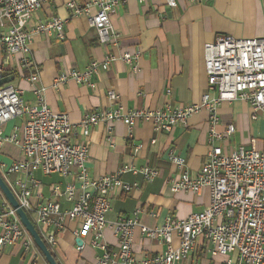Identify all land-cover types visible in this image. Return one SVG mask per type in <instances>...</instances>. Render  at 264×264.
Instances as JSON below:
<instances>
[{
	"label": "built area",
	"instance_id": "built-area-1",
	"mask_svg": "<svg viewBox=\"0 0 264 264\" xmlns=\"http://www.w3.org/2000/svg\"><path fill=\"white\" fill-rule=\"evenodd\" d=\"M54 1L57 0H0V43L6 59L18 56V63L26 68L30 65L28 57L33 37L55 35L64 39V20L60 17L42 22L31 30L27 28L33 14ZM203 1L188 0L191 4ZM166 4L177 7L176 0H166ZM117 5L118 2L113 0H93L86 4L78 0L66 2L72 17L87 20L100 44L118 42V34L112 25ZM93 8L95 13H92ZM204 57L209 84L200 103L179 106L174 110L171 107L134 109L128 113H124L122 107L107 112L97 110L83 115L77 125L65 113L54 112L48 106L45 98L47 87L36 86L40 81L37 74L28 78L34 87L35 101H25L23 90L11 84L0 87V145L2 141H8L19 149L21 155L12 164L1 163L3 178L20 207L28 217H32L40 238L49 249L57 245L58 236L67 222H77L81 227L75 235L83 241L80 249L89 239V245L102 252L96 264H187L200 239L213 257H228L226 264H264V149H256L252 141L249 147L226 153L218 143L233 135L235 127L229 125L223 134L216 130L220 124L218 107L238 99L250 105L252 119L260 116L264 120V37H221L205 45ZM139 58V53L107 54L103 61L91 62L85 71L60 75L52 88L59 89L68 81L94 85L91 77L107 71L115 61L134 65ZM3 78L4 68L0 66V80ZM109 97L111 101L118 99L113 91L109 92ZM201 109L210 114L207 162L192 176L185 158L170 152L168 159L176 165L181 177L173 184L174 191L202 194L209 190L210 204L184 220L170 218L159 228L141 225L137 214L109 223L107 215L112 210L114 197L132 190V185L123 181V175L127 172L141 174L151 181L157 170L150 166L143 169L122 167L113 175L94 179L88 169L86 142L74 140L77 137L88 138L94 127L100 124L107 126L110 135L115 122H122L130 134L139 122L151 123L155 133H171L176 128L187 127L189 119ZM16 119H21L20 125L13 127L10 137H5L3 127ZM38 172L46 176L56 173L69 182L64 187L55 186L53 196L46 203L34 205L31 197L35 193L41 196L43 188L35 178ZM64 203H70L71 207L65 208ZM108 227L118 237L116 252L104 239ZM136 228L148 239L166 245L167 250L153 259L136 262L132 250ZM174 234L180 239L177 249L172 248ZM15 245L26 250L35 247L16 209L7 199H0V252ZM233 253L238 255L236 261L230 258Z\"/></svg>",
	"mask_w": 264,
	"mask_h": 264
},
{
	"label": "crops",
	"instance_id": "crops-1",
	"mask_svg": "<svg viewBox=\"0 0 264 264\" xmlns=\"http://www.w3.org/2000/svg\"><path fill=\"white\" fill-rule=\"evenodd\" d=\"M91 1L78 0L81 4ZM113 1L118 2L112 15V25L119 37L115 44H100L85 18L72 17L66 8L67 0L45 4L33 14L28 30L60 17L64 20V39L55 35L33 37L28 57L30 65L26 68L20 66L18 56L6 59L0 43L3 79L12 78L9 84L23 90L22 98L35 101L34 87L28 78L37 74L40 81L36 86L47 87L45 98L48 106L54 112L68 115L76 125L83 115L97 110L107 112L119 107L124 113L134 109L156 110L164 107L174 110L179 106L200 103L208 91L204 57L206 44L214 43L221 37H264V0H204L195 4L188 0H176V8L169 7L166 0ZM92 13H95L94 8ZM124 53H139L140 58L134 65L115 61L107 71L91 77L94 85L68 81L59 89L52 88L54 80L60 75L85 71L91 62L103 61L107 54ZM110 91L118 95L117 100L111 101ZM217 113L220 124L216 130L219 133H225L229 125L235 127L233 135L218 143L224 152L249 147L252 141L256 149H264V120L260 116L252 119L253 110L247 102L239 99L224 102ZM209 121V112L201 109L189 119L187 127L176 128L171 133H155L151 123L139 122L130 134L122 122H115L110 135L107 126L100 124L94 127L88 138L77 137L74 140L86 142L88 169L94 179L113 175L122 167L143 169L150 166L157 170L156 177L151 181L141 174L127 172L123 175V181L131 184L132 190L114 197L112 210L107 215L109 223L137 214L141 225L159 228L170 218L184 220L210 204L209 190H204L202 194L174 191L173 184L181 177L176 165L168 159L170 152L185 158L189 174L195 176L208 159ZM20 123L21 119H16L6 124L2 131L4 136L10 137L13 127ZM20 157V151L14 144L2 141L0 165L12 164ZM0 174L3 176L1 167ZM35 178L43 184V188L41 196L35 193L31 197L34 205L46 203L53 196L55 186L64 187L69 182L56 173L46 176L38 172ZM64 206L68 209L71 204L64 203ZM80 227V223L67 222L58 236L57 245L49 250L58 264H96L102 256L100 250L89 245V239L80 249L75 235ZM104 239L113 251L118 250V237L109 227L104 232ZM179 245L180 239L174 234L172 248L177 249ZM132 250L135 261L141 262L164 253L167 246L148 239L136 228ZM237 257V253L230 256L234 261ZM227 258L223 255L213 257L200 239L187 264H226ZM0 264L48 262L35 244L31 250L21 245L5 248L0 252Z\"/></svg>",
	"mask_w": 264,
	"mask_h": 264
},
{
	"label": "water",
	"instance_id": "water-1",
	"mask_svg": "<svg viewBox=\"0 0 264 264\" xmlns=\"http://www.w3.org/2000/svg\"><path fill=\"white\" fill-rule=\"evenodd\" d=\"M12 78H7V79H2L0 80V87L9 84L12 82ZM0 191L2 192V195L5 196V199L8 200V202L12 205L13 208L16 209L17 214L21 220L22 225L26 228L28 233L30 234L31 238L33 239L34 243L38 247V249L42 252L44 257L46 258V261L48 264H58L56 262L55 257L53 256L52 252L49 251L50 249L48 246L45 244L42 238H40V234L38 233L35 225L31 221V219L28 217L26 212L20 207L17 198L14 196L12 190L0 174ZM77 245L82 246L83 241L80 239H77Z\"/></svg>",
	"mask_w": 264,
	"mask_h": 264
},
{
	"label": "rangeland",
	"instance_id": "rangeland-1",
	"mask_svg": "<svg viewBox=\"0 0 264 264\" xmlns=\"http://www.w3.org/2000/svg\"><path fill=\"white\" fill-rule=\"evenodd\" d=\"M47 178H48V177H47ZM46 181H48V179H46ZM4 198H5V196L2 195V192H1V193H0V199L4 201V200H5Z\"/></svg>",
	"mask_w": 264,
	"mask_h": 264
},
{
	"label": "trees",
	"instance_id": "trees-1",
	"mask_svg": "<svg viewBox=\"0 0 264 264\" xmlns=\"http://www.w3.org/2000/svg\"><path fill=\"white\" fill-rule=\"evenodd\" d=\"M3 177V176H2ZM29 218L32 220V217L29 215ZM32 222H33V220H32Z\"/></svg>",
	"mask_w": 264,
	"mask_h": 264
}]
</instances>
